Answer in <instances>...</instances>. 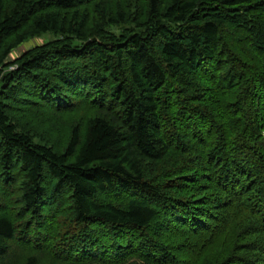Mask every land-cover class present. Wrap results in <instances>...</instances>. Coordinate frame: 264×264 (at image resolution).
Here are the masks:
<instances>
[{
  "label": "trees",
  "instance_id": "1",
  "mask_svg": "<svg viewBox=\"0 0 264 264\" xmlns=\"http://www.w3.org/2000/svg\"><path fill=\"white\" fill-rule=\"evenodd\" d=\"M162 3L0 0V264H264V0ZM30 105L81 112L63 150Z\"/></svg>",
  "mask_w": 264,
  "mask_h": 264
},
{
  "label": "rangeland",
  "instance_id": "2",
  "mask_svg": "<svg viewBox=\"0 0 264 264\" xmlns=\"http://www.w3.org/2000/svg\"><path fill=\"white\" fill-rule=\"evenodd\" d=\"M148 1L149 0H101L103 5V14L106 10H108V12L112 11L114 13L115 8H121L127 10L129 14H132V19L137 17L140 20H143L147 14L146 11L148 8ZM168 1L169 0H162L163 3L161 5L166 6ZM107 6L109 7L107 8ZM87 14H89L92 18L89 20L92 22L97 12L94 8H90L87 10ZM130 28H135L134 23L125 22L119 26L108 27V29L112 30L114 33H119L124 29L127 30ZM53 38H56L53 34H44L28 39L21 45L12 49L5 60L6 62H11L20 52H23L37 44H41L47 39ZM15 118L18 121L20 130L27 131L33 136L35 141H39L41 143L47 142L57 150H63L65 148L71 128L75 124L79 125V122L84 119L81 116L80 111L61 115L58 112L50 111L47 107H34V105L28 106L26 111L23 109L22 112L16 114ZM169 155L171 158L172 155ZM168 164L170 163L168 162L166 165ZM154 170L161 171L160 165L154 163L152 166V171ZM21 242L22 241H19L17 237L8 241V250L1 259V264H21L26 259V257L30 255L37 256L41 262L46 261L51 262L52 264H63L58 259L53 258L54 256H52L49 250H47L44 246L38 247L34 244Z\"/></svg>",
  "mask_w": 264,
  "mask_h": 264
}]
</instances>
